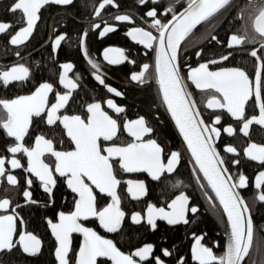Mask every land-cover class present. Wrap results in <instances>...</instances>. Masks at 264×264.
<instances>
[{"label": "snow or ice", "instance_id": "snow-or-ice-1", "mask_svg": "<svg viewBox=\"0 0 264 264\" xmlns=\"http://www.w3.org/2000/svg\"><path fill=\"white\" fill-rule=\"evenodd\" d=\"M75 2L8 0L4 11L19 14L18 24L0 21L5 51L15 49L14 56L19 58L0 66V88L24 89L32 82L28 94L0 97V264H16L17 252L29 257L42 253L44 242L28 230L21 210L54 208L61 184L74 194L72 207L44 217L54 238L55 264H167L174 252L176 264H188L175 245L157 249L154 243L129 239L124 250L85 222L96 223L109 234L122 233L126 223L152 232L158 230V221L169 226L195 223L200 208L186 191L193 185L224 223L225 240L206 246V234L194 233L192 264H256L254 257L264 258V235L258 234L254 220L264 206V143L253 142L251 137L253 126L264 131V0H133L134 9L123 13L118 0H83L81 7L91 9L90 22L78 34V47L94 70L93 79L107 93L124 96L106 83L100 64L90 56L89 32L104 37L115 32L117 24H127L125 35L142 46L144 60L140 62L120 48L103 51L109 65L127 62L138 68L127 77L129 82L155 86L158 103L149 107L148 114L138 111L133 119L127 118L126 107L112 98H93L81 104L79 114H68L82 80L80 74L69 78L73 63L59 64L58 84L63 90H58L52 82L37 83L30 66L21 62L44 11L52 6L66 9ZM111 9L116 12L110 13ZM224 20L230 21L229 34L222 40L217 28ZM67 38L66 33L54 29V38L49 36L52 53H57ZM213 42L223 51L216 52L213 46L209 54L202 46ZM190 53L196 57V66L189 62ZM237 56L241 60L236 61ZM190 85L209 96L206 108L218 110L210 119L204 118ZM161 110L189 155L191 182L177 178L184 152L161 142L165 135V129L158 127L165 125ZM225 114L230 118L227 124ZM237 133L248 138L242 154L231 144L221 151L222 135L235 138ZM124 134L126 139H121ZM244 159L260 166L251 181L241 168ZM130 173H146L151 181L163 185L162 192L172 194L160 205L148 202L139 211H126L120 195L122 185L127 186L131 201L141 203L147 194L145 181L119 178ZM34 187H39L47 200H36ZM249 188L252 195L245 197ZM74 233L82 236L78 251L72 247Z\"/></svg>", "mask_w": 264, "mask_h": 264}, {"label": "flooded vegetation", "instance_id": "flooded-vegetation-1", "mask_svg": "<svg viewBox=\"0 0 264 264\" xmlns=\"http://www.w3.org/2000/svg\"><path fill=\"white\" fill-rule=\"evenodd\" d=\"M4 1L6 0H2L0 1V3H3ZM91 2L94 3L95 0H91ZM78 3L79 6L81 7L83 4V0H78ZM118 3L120 4L119 11L121 13L125 11H131L135 7L133 0H118ZM68 11H69L68 8L64 9L56 6H52L47 11H44L42 16V21L39 22V26L35 31L34 36L30 38V42L26 43V50L22 52L24 56V60L21 62H24L26 65L30 66L34 80L37 83L44 81L52 82L54 83V86L58 90H63L62 87L58 84L59 72L61 71V69L59 68V64L64 62L73 63L74 67L68 73L69 78L75 79L76 74H80L82 80L80 81L81 87L77 90L76 102L70 104V106L67 109L68 114H79L82 111L81 104L92 102L93 98H95L96 100L112 98L116 104L120 106H125L127 109L126 111L127 118L133 119L136 117L137 112L130 109V104L128 103L127 100L128 98L127 90H129L131 87L149 88L154 96V102L158 103L157 93L154 85L141 87L136 85L135 83L129 82V80L127 79L131 71L138 70V68L134 69L132 65L128 64L127 62L119 65H109L107 61L103 59L102 53L104 49L111 47V48L123 49L125 55H127L130 59H135L138 62L144 60L142 46L135 44L129 37L125 35L129 25L117 24L116 25L117 30L115 32L107 33L104 37H100L98 32H89L87 38V47L89 54L92 57V59L96 60L100 64L101 73L104 75L106 83L116 88L118 91L124 93L123 97H116L114 94L107 93L106 89L102 85H99L93 79L92 73L94 70L86 63V60L84 56L81 54V51L78 47V34L83 29L87 28L90 22L89 13L91 9L82 8L81 13L77 15H72ZM115 12H116L115 9L110 10V13L112 14H114ZM105 17L106 19L109 20L110 23H114L111 20V16L109 13H105ZM9 18H10L9 20H0V21L18 24L19 14ZM45 20H48L46 23V28L44 25ZM139 23L140 21L137 20V24ZM229 23H230L229 20H224L223 23L220 24L217 28V34L219 38L222 40L225 39L227 34H229ZM232 23L234 25L238 24V22L235 21H233ZM41 26L42 28H44V32L41 34V37L37 39L36 35L38 33V30L40 31ZM54 29L66 33L68 37L65 41L62 42V45L58 49L57 53H52V50L49 46V36L51 35L54 38ZM191 43L195 44L199 42L192 41ZM202 46L205 47L210 54V51L214 46V42L213 45L204 44ZM214 47L216 52L223 51V49H221L219 46H214ZM14 51L15 49L12 48H9L7 51H5L3 38H0V66H8L19 60V58L14 56ZM74 52L78 54L75 60L71 57V54H73ZM138 52L139 54H137ZM62 53H65L66 56L65 57L62 56ZM110 55H115V53H112ZM239 60H241V57L237 56L236 61ZM53 61H56V63H53ZM236 61H233L232 63H235ZM189 62L193 66H196L195 55H191L190 53ZM37 64L39 65V67H37ZM248 66L251 67L250 64ZM121 69H125L124 74L120 73ZM31 83L32 82L30 81L29 85L26 86L24 89H20L19 87H17L10 89L9 91H5L3 88H0V97H5V96L14 97V95L16 94H28ZM190 90L193 91L196 102L200 106L201 111L204 114V118L206 120L210 119V114L218 110L208 109L205 107L209 96L205 93L200 92L199 90H196L194 86L191 85H190ZM50 99L53 100L54 102V98L52 94H50ZM104 107L106 110L110 112V114L115 116V113H112L110 109H107L106 105H104ZM162 112L163 110H161L160 115L164 120V116ZM139 113L143 114L141 112ZM167 120L169 121V119ZM229 122H230V118L225 114L224 123L227 124ZM152 123L154 125H157L155 121H152ZM169 124L173 131L174 142L168 141L167 137L165 138L161 137V142L166 144L172 150L178 149L184 152L183 159L179 166V172L177 174V178H181L186 182H191V165L188 162L189 155L187 154V152L184 151V146L181 143V139L179 138L178 134L174 131L171 122H169ZM253 128L254 131L251 137L252 141L256 143H264V131L259 130V128L256 126H253ZM61 135H62V128L57 130L56 133L57 141H59ZM63 138L65 140L67 139L66 136H63ZM121 139H126V134L122 135ZM247 142H248V138L243 137L241 134L237 133V136L235 138L223 134L221 140L219 141V144L221 151L224 145L231 144L237 147L238 151H240L242 154V149L247 145ZM57 146L59 147V144ZM67 147L68 145L65 144V148ZM241 168L244 171V173L249 177L250 181L254 179L255 174L260 170V166L256 162L249 161L247 159L243 160L241 164ZM17 171L19 172V170ZM119 178L122 181H126L128 179L143 180L147 185V194L143 198V202L141 203H138L136 201H131L126 193L127 186L126 185L121 186L120 195L123 200V207L126 211L129 212L133 209L139 211L141 208H144L146 206V203L148 202H152V203H156L157 205H160L163 199L169 197L172 194L169 191L162 192L163 185L151 181L150 177H148L146 173L121 174ZM186 191L194 198L193 202L196 205H198L200 208L199 214L194 218L195 223H190L189 225L180 224L175 226H169L162 221L157 222L158 227L160 225H163L164 227L170 229V231L173 233L179 231L181 235L182 244L175 243L173 245L170 244L169 246H164L160 243L159 240L152 242L151 240L143 239L141 237L142 235L139 232L135 233L133 237L132 236L130 237V234L132 233L131 232L130 234L127 233V228L129 227L127 223L124 226L123 232L120 234L106 233L104 232L103 229L99 228L98 224L92 223L90 221L85 223L87 226L93 227L100 235L104 236L105 238L113 239L115 242H117L118 246L122 247V249L124 250H127L128 248L129 239H131L132 243H136L137 240H143L154 243L157 246V249L162 247H168L171 249L175 245L178 253L188 258V264H192L190 259V249L192 243H194V240L192 238L193 234L194 233L196 235L206 234L203 240V243H205L206 246H211L215 241H219L221 242V244H223L224 223L221 220H219L218 214L210 210L207 200L204 198L201 191L196 190L195 185L186 189ZM252 192H253L252 188H249L247 191L244 192L245 197H250L252 195ZM58 193L62 194V200H59ZM0 194H2V191H0ZM33 194H34V198L38 201L43 202L47 200L46 195L42 193L39 187L33 188ZM73 195L74 194L67 189L66 185L61 184L58 186L55 197V201H56L55 203H57V206L53 211H51L49 215H44V214L42 215V229L33 227L32 219H31V211L34 208H38V209H46V208L32 206V207H25L21 210V215L24 217V220L26 221V226L28 230L33 231L35 234L39 235L44 242L42 253L39 254L38 256L43 255V259L45 260V263L38 262L37 260V262L32 264H55L54 238L51 237L50 230L48 229L46 223H44V217L45 216L52 217L59 210L68 211L72 207ZM65 200H67V204L65 206L62 205L60 206V204H63ZM204 212L209 215L213 214L217 218V220L215 221L216 231L214 232V235H209L204 229L198 227L200 223V214H203ZM189 218L190 220L193 219L191 214H189ZM140 229L143 231H147L149 233H153L152 231L147 230L146 228H140ZM262 232H263L262 235H264V227H262ZM126 234H128V238ZM258 234L261 235V231L258 230ZM81 239L82 237L79 234L76 233L73 234L72 247L74 251H78ZM219 251H222V248L219 249L218 252ZM14 255L16 256V260L18 258L17 257L18 255H20V257H22L23 259L25 258L34 259L38 257V256L29 257L26 255H21L18 252L15 253ZM175 255L176 253L174 252L173 258L168 259L167 264H176ZM254 259L256 260V264H260L261 259L264 258L254 257ZM249 264H251V261H249Z\"/></svg>", "mask_w": 264, "mask_h": 264}, {"label": "trees", "instance_id": "trees-1", "mask_svg": "<svg viewBox=\"0 0 264 264\" xmlns=\"http://www.w3.org/2000/svg\"><path fill=\"white\" fill-rule=\"evenodd\" d=\"M8 3V0L4 1L3 3H0V20H9V17H12L13 15H11L10 13H6L4 11L5 5ZM69 9V13L72 15H77L81 13V9L82 7L79 6L78 0H76L75 4L73 6L68 7ZM48 20H45L44 25L46 28V23ZM42 29V30H41ZM44 32V28H40V31L38 30L37 33V39L41 37V34ZM62 56H66L65 53H62ZM78 56V54L76 52H74L73 54H71V57L75 60L76 57ZM77 62V61H76ZM125 69H121V74H124ZM128 91V103L130 104V109L136 111V112H141L143 114L148 113L149 112V107L154 103V96L152 94V92L150 91L149 88H136V87H131ZM163 116H164V121H165V125H158V127L164 128L165 129V135H162V138L167 137L168 141L170 142H174V135H173V131L172 128L169 124L170 121H168V117H166V115H164V113L162 112ZM162 118V117H161ZM155 121V120H153ZM157 124L158 122L155 121ZM59 194V200H62V194ZM67 204V200L64 201L63 204H60V206H65ZM57 206V203H55V207L54 208H46V209H38V208H34L31 211V219H32V225L35 228L38 229H42V215H49L51 213V211H53ZM217 220L216 216L209 215L207 213H203L200 214V223L198 225V227L204 229L209 235H214L215 230V221ZM220 220V219H219ZM254 220L256 222L257 225V229L260 231L262 229V227H264V207H262V211L260 213H257L256 216H254ZM130 232L132 234H130ZM139 232L142 236L143 239H147V240H151L152 242H155L156 240H159L160 243L164 246H169L170 244H175V243H181V235L179 233V231H177L176 233H173L170 231V229L164 227L163 225H160L158 227V230L153 232V233H149L147 231H143L140 228L138 229H133L128 227L127 228V233L130 234V237L134 236L135 233ZM128 234H126L127 238H128ZM262 235V233H261ZM182 248V247H181ZM44 252V251H43ZM17 260H16V264H32L37 262H43L45 263V260L43 259V255L38 256L37 258L34 259H28L25 258L23 259L22 257H20V255L17 256Z\"/></svg>", "mask_w": 264, "mask_h": 264}, {"label": "water", "instance_id": "water-1", "mask_svg": "<svg viewBox=\"0 0 264 264\" xmlns=\"http://www.w3.org/2000/svg\"><path fill=\"white\" fill-rule=\"evenodd\" d=\"M0 1H2V0H0ZM163 222V221H162ZM164 223H166V222H164ZM224 228H225V225H224ZM76 234H78V233H76ZM82 237V236H81ZM224 240H225V237H224ZM81 241H82V239H81Z\"/></svg>", "mask_w": 264, "mask_h": 264}, {"label": "bare ground", "instance_id": "bare-ground-1", "mask_svg": "<svg viewBox=\"0 0 264 264\" xmlns=\"http://www.w3.org/2000/svg\"><path fill=\"white\" fill-rule=\"evenodd\" d=\"M102 56H103V53H102ZM260 231H261V233H263V232H262V229H261Z\"/></svg>", "mask_w": 264, "mask_h": 264}]
</instances>
